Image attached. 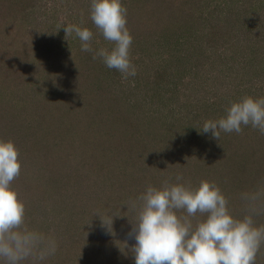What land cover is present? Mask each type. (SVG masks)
<instances>
[{
	"label": "rangeland",
	"instance_id": "obj_1",
	"mask_svg": "<svg viewBox=\"0 0 264 264\" xmlns=\"http://www.w3.org/2000/svg\"><path fill=\"white\" fill-rule=\"evenodd\" d=\"M121 2L130 15L166 14L165 8L169 7L153 1L145 5L144 0ZM180 2L193 10L184 14H202L208 21L226 11L219 7L205 14L211 3L228 6V11L237 10L241 3H259L258 10L249 7L247 14H264V0ZM90 4L91 0H0V139L11 140L19 150L21 174L12 187L25 203L29 227L58 241L56 254L44 264H135L130 251L135 244L130 235L134 217L126 205L149 185L159 188L165 179L175 183L177 174L183 176L181 182L193 187L201 180L215 182L237 215L242 214L239 195L264 185V135L258 129L246 126L240 134L221 133L219 140L200 132L206 120L224 116L232 102L245 96L264 97V72L258 71L255 78H248L249 74L227 80V70L214 76L225 68L222 40L214 43L217 53L207 55L211 58L190 57L193 51L186 56L179 45L173 46L176 35L169 37L164 31L156 39L151 27L147 31L150 41L132 42L135 77L124 81L115 70L117 74L109 79L111 74L108 76L103 69V75L88 79L91 82L82 95L95 96L104 85V91L110 89L108 92L124 96L133 88V81L138 84L134 90L139 93L138 102L133 97L130 100L135 108L118 107L116 111L122 118L114 129L126 133L120 144L110 141L111 150H107L103 144L105 130H100L102 147L96 149L99 156L94 158L87 154L89 149L86 153L76 151L78 142L74 140L78 138L72 131L66 138H62L65 132L55 131L50 118L57 104L45 106L44 98L49 72L57 71L73 55L78 56V50L82 52L75 33L65 36L63 26L89 28L94 34L95 50L113 47L93 24ZM252 35L250 41L261 39ZM198 39V45H205V38ZM212 59L210 77L203 68L210 66ZM75 63L78 70L90 69L81 61ZM232 63L234 58L226 65ZM96 111L92 110V115H97ZM108 129L112 134L118 131ZM106 214L118 215L113 216L110 232L100 220ZM258 223H264V216L258 218ZM257 264H264V247Z\"/></svg>",
	"mask_w": 264,
	"mask_h": 264
},
{
	"label": "clouds",
	"instance_id": "obj_2",
	"mask_svg": "<svg viewBox=\"0 0 264 264\" xmlns=\"http://www.w3.org/2000/svg\"><path fill=\"white\" fill-rule=\"evenodd\" d=\"M90 18L103 38L113 44L111 50H95L94 34L86 27L63 26L65 36L75 33L81 51L118 71L124 81L135 77L133 37L121 0H91ZM246 126L264 135V97L245 96L232 102L224 116L206 120L200 132L219 140L221 133L240 134ZM19 155L14 142L0 139V264H44L56 254L58 241L28 225L25 203L12 187L21 174ZM175 180L165 179L159 188L147 186L126 205L134 217L130 235L135 244L130 251L135 264H257L264 247V223H258L264 216V185L239 195L242 214L237 215L215 182L201 180L193 187L181 182L180 174ZM113 216L118 215L106 214L100 219L109 232Z\"/></svg>",
	"mask_w": 264,
	"mask_h": 264
},
{
	"label": "trees",
	"instance_id": "obj_3",
	"mask_svg": "<svg viewBox=\"0 0 264 264\" xmlns=\"http://www.w3.org/2000/svg\"><path fill=\"white\" fill-rule=\"evenodd\" d=\"M152 1L157 2L160 6L167 3L169 7L165 8L166 14H147V12L146 14H127V17L132 16V19L127 18V28L135 43H142L146 41V38H148L147 41H150V35L148 36L147 31H150L152 27V29H155L154 36L156 39L159 38L164 31L170 34L169 37L172 36V33L176 35L173 37V41L172 39L171 41L174 43L173 46L179 45L182 50H185L184 55L187 56L193 51V55L190 57L196 56L199 58L200 56L201 58L209 59L211 57H207L208 54L214 56V52L217 53V50L214 49V43L218 40H222L223 49L226 50V53H224L225 55H221L224 56L222 59L225 61V68L221 73L216 71L214 76L223 74L224 71L227 70L226 79L230 80L236 76H248L249 74L248 78H255L254 76H258V71L264 72V47H262L264 46V14H252L253 16L247 14V9L249 7H254L255 10H258L261 4L253 3L248 6L245 3H241L237 10L233 11L230 9V11H228V6H220L221 4L219 3L218 6H215V4L211 3L205 10L208 11L202 12H205V14H212L213 11L217 10L219 7L226 11L221 12V14L219 13L221 17L216 15L213 20L208 21V18L202 16V14H184L185 11L189 9L180 2V0H178L177 3H174V0H144L145 5H149ZM146 11H148V9H146ZM191 12H193V10L190 9L188 13ZM153 15H158L159 17H154ZM254 16L257 19H254ZM204 22L208 24L203 25ZM221 27L224 28V31H222ZM158 29L159 32H156ZM252 33L257 34L261 39L255 40L254 42L250 41L253 36ZM198 38H205V45H198ZM196 42L197 46L195 45ZM146 45L147 44H144L143 47ZM173 46L172 49H174ZM195 48H198V50H194ZM78 52L81 53V55H79V53L78 56L73 55L63 66L58 67L59 69L57 71L53 72L54 70H52L49 72L50 77L48 78V83L45 85L44 90L46 94L44 97L45 106L57 104L55 107L56 113L50 118V122L53 123L51 125L55 126L56 132H65L66 135L60 137L66 138L69 136V133L71 134L73 132V137L78 138L74 140L78 142V149H76V151L81 153L82 150L86 153L89 149L87 154L95 158L99 156L96 153V149L102 147L100 143L102 138H100L98 134L100 130H105L104 136L106 138L103 144L107 150H111L110 141L115 145L117 143V145H119V141L126 136L123 129L120 131L115 128L118 131L112 134V131L108 128L113 127V130H115L114 126L118 125L117 122L122 118V115H118V112H116L118 107L121 109L124 107L130 109L135 108V102L133 103L130 100L132 97L134 100L138 99L136 96L139 93L134 91L138 89V84H134L131 91L124 96L108 92L111 91L108 88H106L108 90L104 91V85H102L99 88H102L103 91L97 89L99 95L97 93L95 96H92L91 93L87 98H83L82 95H84L85 88L91 82L88 80L91 76L100 77L104 74L103 69H106L108 76L111 74V76H109L110 79V77H113L117 72L115 69H109L101 60H94L92 58V53L80 52V50H78ZM79 56L80 59H78ZM231 58H234V63L230 66L226 65L227 61H230ZM76 61L85 63L90 69H86L87 72H84L85 68L82 71L76 69ZM251 64L254 65V67ZM213 65L214 59H212L210 66L203 68L210 77L213 75ZM1 67L3 68L0 61V68ZM25 68L26 67L23 66L22 73H24ZM205 72L204 74L206 75ZM137 102L136 100V103ZM95 106H99V109L97 108V110ZM50 110L51 109L46 110L44 113ZM92 110H97L96 112L98 114L92 115ZM143 119L147 120L146 117H143ZM96 124H98V126ZM77 133H80V135H77ZM135 136L137 139L139 138L137 134ZM136 138L133 139L137 140ZM85 146H87L86 150ZM100 151L99 149L98 152Z\"/></svg>",
	"mask_w": 264,
	"mask_h": 264
}]
</instances>
